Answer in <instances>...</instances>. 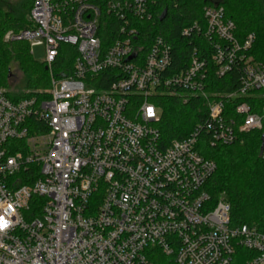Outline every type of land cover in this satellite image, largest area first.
Returning a JSON list of instances; mask_svg holds the SVG:
<instances>
[{
  "label": "built area",
  "instance_id": "built-area-1",
  "mask_svg": "<svg viewBox=\"0 0 264 264\" xmlns=\"http://www.w3.org/2000/svg\"><path fill=\"white\" fill-rule=\"evenodd\" d=\"M103 12L118 26L102 23ZM203 12L205 27L184 36L210 43L219 78L242 72L238 89L215 100L196 48L180 69L160 37L145 52L148 0H36L31 28L6 33L44 47L50 88L20 99L0 89V264H153V248L176 264H233L240 252L264 264V229L233 224L230 204L213 201L206 187L217 167L198 149L202 136L215 147L264 133V63L249 55L255 36L239 42L224 8ZM65 45L76 56L57 77ZM155 96L203 98L206 119L165 147ZM234 98H249L236 119L226 110Z\"/></svg>",
  "mask_w": 264,
  "mask_h": 264
},
{
  "label": "trees",
  "instance_id": "trees-1",
  "mask_svg": "<svg viewBox=\"0 0 264 264\" xmlns=\"http://www.w3.org/2000/svg\"><path fill=\"white\" fill-rule=\"evenodd\" d=\"M35 1L0 0V88L9 86L12 65L19 67L25 79L21 89L35 91L50 88L46 65L33 58L29 43L4 42L7 32L31 28L28 16ZM148 4L152 17L139 25L142 30L140 43L145 46V52L160 37L170 44L173 66L180 69L188 65L190 54L196 48L198 55L208 62L207 92L211 95L210 100L236 91L242 72L237 65L226 76L219 78L210 58V43L202 35L184 36V29L194 23L205 27V7L224 8L226 17L235 23V36L239 42L254 35L255 41L249 55L255 61L264 63V0H148ZM116 21L114 17L103 12L102 23L113 24L114 29L118 26ZM107 37L108 40L104 39V46H108L111 39H114V31L107 33L105 38ZM75 56L73 48L66 45L60 48L54 63L57 77L70 74ZM26 96L13 94L11 97L20 99ZM241 100L249 101V98H234L226 104L227 113L233 119H236L233 110ZM151 102L161 112L157 127L165 147L174 141L187 138L207 116V102L200 97L191 98L184 103L180 97L155 96ZM263 143L262 131L238 133L237 141L228 146L210 147L205 136L199 141L200 153L214 161L217 167L206 190L214 202L224 199L230 204L233 224L257 225L264 229V159L261 156ZM148 256L153 264H176L172 257L165 256L159 249H150ZM246 256V253L240 252L234 264H245Z\"/></svg>",
  "mask_w": 264,
  "mask_h": 264
},
{
  "label": "rangeland",
  "instance_id": "rangeland-1",
  "mask_svg": "<svg viewBox=\"0 0 264 264\" xmlns=\"http://www.w3.org/2000/svg\"><path fill=\"white\" fill-rule=\"evenodd\" d=\"M13 2H16L17 0H12ZM6 35V34H5ZM4 42L5 36H4ZM8 44H11L12 42H6ZM31 52L33 55V58L38 61V62H43L45 58V49L42 46H32L31 47ZM9 86L7 88L1 87L0 89L7 90L11 95H20V94H25V95H33V94H39L41 92H46L48 89H41V90H24L21 89V87L24 86L25 84V79L23 77V74L21 73L19 67L17 65H12L11 69V76L8 80ZM235 263V261H234ZM233 263V264H234Z\"/></svg>",
  "mask_w": 264,
  "mask_h": 264
},
{
  "label": "water",
  "instance_id": "water-1",
  "mask_svg": "<svg viewBox=\"0 0 264 264\" xmlns=\"http://www.w3.org/2000/svg\"><path fill=\"white\" fill-rule=\"evenodd\" d=\"M263 146H264V143H263ZM263 146H262V148H263Z\"/></svg>",
  "mask_w": 264,
  "mask_h": 264
}]
</instances>
